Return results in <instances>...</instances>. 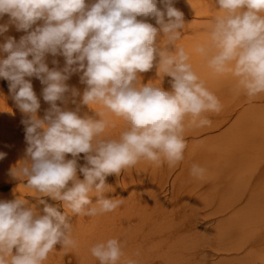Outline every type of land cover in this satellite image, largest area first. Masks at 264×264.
I'll use <instances>...</instances> for the list:
<instances>
[{"label": "clouds", "instance_id": "obj_1", "mask_svg": "<svg viewBox=\"0 0 264 264\" xmlns=\"http://www.w3.org/2000/svg\"><path fill=\"white\" fill-rule=\"evenodd\" d=\"M174 2L0 0V17L8 14L9 24L26 32L18 42L9 36L0 44V54H7L0 58V78L9 82L26 117L25 158L10 175L37 194V204L17 196L0 200V264H44L58 245L75 248L72 215L100 216L122 203L105 195L109 176L141 161L176 166L184 159L186 130L210 126L206 113L222 110L194 70L189 51L177 43L188 24ZM214 7L207 38L192 52L214 76L234 78V94L252 101L264 95V0H214ZM145 18H154L159 28ZM9 24H0V35ZM47 54L62 55L64 67L49 69ZM153 67L162 81L170 78L168 88L141 82L140 74ZM73 73H82V93L66 83ZM25 77L45 85L43 100L50 107L42 118ZM69 102L75 109L67 107ZM83 106L93 114L81 115ZM108 114L125 124L118 138L104 135L116 127ZM5 155L0 152V159ZM205 171L198 164L190 170L194 177ZM124 247L113 237L95 243L90 252L99 264H137L124 259Z\"/></svg>", "mask_w": 264, "mask_h": 264}, {"label": "rangeland", "instance_id": "obj_2", "mask_svg": "<svg viewBox=\"0 0 264 264\" xmlns=\"http://www.w3.org/2000/svg\"><path fill=\"white\" fill-rule=\"evenodd\" d=\"M174 6L183 12L185 23L188 24L181 40L177 43L189 51L194 70L204 80L209 90L218 96L222 110L219 113H206L211 121L210 126L186 130L189 136L185 133L187 147L184 159L176 166L169 167L167 163L156 166L141 161L136 166L128 168L129 170H122L119 175L109 176L107 183L110 185V191L105 195L120 199L121 205L114 211L100 216L72 215L70 223L73 225L72 234L77 241V246L62 250L58 245L57 249L49 254L44 264H99L90 252V248L94 245L91 240L93 243L97 241L93 237L90 238L94 234L93 229L98 231L94 235L96 237L99 234L98 240L113 237L123 240L124 259H135L137 264H264V142L249 140L246 133L240 131V128L253 132L264 131V108L245 112V119L239 125L242 119L236 114L245 104L250 103L240 107L239 102L244 95L234 94V78L214 76L205 62L192 52L196 42L207 38V26L216 14L214 0H175ZM197 9L204 15L195 16L193 13L198 12ZM5 18H9L8 14L0 17L2 21L0 24H4ZM145 19L159 28L155 19ZM15 34L13 38L22 35L20 31H16ZM45 58L49 69L64 67L65 58L62 55L52 57L51 54H47ZM54 60L57 61L56 64L53 63ZM81 75L73 73L66 81L70 88L78 87L76 89L80 90V93L86 87L80 81ZM140 76L144 84L152 81L158 85L162 84L165 88L169 87L170 78L165 77L163 81L159 79L155 67L141 73ZM27 78L31 81L33 90L43 107H40L42 118L47 110L46 105L50 106L43 100L42 88L45 85L41 84L36 77H25ZM0 81V129L6 137L10 131H13L14 134L16 132L17 135L23 136L22 139L24 138L22 142L20 136L16 135L13 136V140L11 138L3 143L0 141L3 145V147L0 146V152H4L2 148L7 147L8 151L5 149L6 153H4L10 155L9 152L12 150L13 156V153L17 152L14 157L19 158L20 161L25 158L26 148L23 152L22 149L17 148V145L16 147L8 145L26 143L25 135H23L25 125L21 122L26 117L12 98L9 82L3 78H0ZM252 103L260 104L261 102ZM67 107L75 109L76 105L69 102ZM83 107L81 115L85 111L89 115L93 114V110L87 106ZM92 107L95 109L100 106ZM108 115L116 122V127L106 129L104 135L106 138H118L125 124L119 118ZM238 115L240 116L239 113ZM191 132H195L194 135L198 132V137ZM21 142L23 144H20ZM19 150H21L20 153H18ZM2 161L0 159V164ZM6 162V165L12 166L9 160ZM5 163L2 166L7 167ZM80 163L83 164L84 161L81 160ZM193 164L206 169L202 177L191 175L190 170ZM9 167L5 169L0 167V172H4V175L0 177L10 178L11 167ZM15 185L24 188H21V191H11L12 185L8 184L0 189V200H12L17 196L27 199L31 204H37L36 195H32L34 190L30 191L31 189L20 181H17ZM250 193H252V200L249 204L247 201ZM44 199L48 198L44 197ZM92 199L95 202V197ZM49 203L58 204L59 202ZM37 206L40 209L43 207V205ZM59 210L64 211L62 207Z\"/></svg>", "mask_w": 264, "mask_h": 264}, {"label": "bare ground", "instance_id": "obj_3", "mask_svg": "<svg viewBox=\"0 0 264 264\" xmlns=\"http://www.w3.org/2000/svg\"><path fill=\"white\" fill-rule=\"evenodd\" d=\"M189 2V1H188ZM191 4H192V2H191ZM198 4V3H197ZM178 5V4H177ZM196 6V5H195ZM201 8V7H200ZM179 9V8H178ZM189 9V8H188ZM191 9V8H190ZM199 9V8H198ZM197 9V11L198 12H195V13H193L195 16H202V15H204V13L201 11V10H198ZM190 14H192V12L190 11ZM6 19V18H5ZM9 19L10 18H7L6 20H5V22H4V24H8L9 23ZM149 19H154V18H149ZM4 21V20H3ZM0 22H2V21H0ZM38 24H40V23H42L41 21H39V22H37ZM201 23H203V22H201ZM35 26V25H34ZM16 27H15V25L14 24H10L9 25V28H8V31L7 32H5L3 35H0V44H2V43H4L5 42V39H6V37H13L14 36V34L16 33ZM20 34H22V35H20V36H16L17 38H15V39H17L16 41L18 42L20 39L19 38H21L22 36H24V35H26V32H24V31H20ZM16 35V34H15ZM159 41V40H158ZM188 51V50H187ZM6 56H7V54L6 53H4V54H0V58H6ZM53 57V56H52ZM46 59V58H45ZM48 62V61H47ZM59 70V69H58ZM79 75H81L80 73H79ZM71 78V77H70ZM28 79V78H27ZM33 79V78H32ZM76 79V78H75ZM5 81H7V80H5ZM73 81V80H72ZM81 81V80H80ZM0 83H1V81H0ZM72 84V83H71ZM70 84V85H71ZM211 84V83H210ZM76 87V86H75ZM76 88H78V87H76ZM43 89V88H42ZM80 89V88H79ZM82 90V89H81ZM1 91H2V89H1ZM80 91V90H79ZM7 92V91H6ZM9 92V91H8ZM1 93V92H0ZM10 93V92H9ZM8 93V94H9ZM2 95H3V93H2ZM11 95V94H10ZM10 95H8V97L10 96ZM7 96V95H6ZM8 97H7V99H8ZM41 97V96H40ZM11 98H9V100H10ZM41 100V99H40ZM241 101L239 102L240 103V107H241V105H243V104H245V103H250V104H248V105H244V107L243 108H241V110H239L238 111V113L240 114V116L238 115V113L236 114V116L237 117H239V118H241L242 119V122H239V125H241L242 123H243V121H244V119H245V112H248V111H251V110H253V109H256V108H264V96H259V97H257V98H255L254 100H252V101H249L245 96L244 97H241V99H240ZM43 101V100H42ZM252 102H261L260 104H258V103H256V104H253ZM0 103H1V101H0ZM3 104L5 103V102H2ZM8 103H9V101H8ZM43 103H44V101H43ZM42 103V104H43ZM46 103V102H45ZM58 103H59V101H58ZM252 103V104H251ZM60 105V104H59ZM239 105V104H238ZM1 106V105H0ZM12 106H13V104H12ZM73 106V105H72ZM14 107V106H13ZM46 107H47V109L50 107V106H48V105H46ZM63 107V106H62ZM41 108H43V107H41ZM84 108V107H83ZM4 109V108H3ZM74 109V108H73ZM40 111H42V109H39L38 110V115L41 117V115L42 114H40L41 112ZM86 112V111H85ZM112 116V115H111ZM225 116H226V114H225ZM224 118V116L222 117V119ZM222 119H221V121H222ZM226 119H227V117H226ZM225 119V120H226ZM235 119H237L236 117H235ZM113 120V119H112ZM118 120V119H117ZM238 120V119H237ZM23 121V120H22ZM21 121V122H22ZM224 121V120H223ZM239 121V120H238ZM241 121V120H240ZM122 122V121H121ZM123 123V122H122ZM233 123V122H232ZM235 123H237V121H235ZM234 124V123H233ZM236 126V125H235ZM1 127V126H0ZM244 128V127H243ZM2 129H4L3 127H2ZM22 129V128H21ZM116 129V128H115ZM194 129V128H193ZM1 130V129H0ZM192 130V129H191ZM196 130V129H195ZM194 130V131H195ZM188 131V130H187ZM203 131V130H202ZM202 131H200V132H202ZM240 131H243V132H245L246 133V136H247V139H249V140H252V141H261V142H264V131H259V132H253V131H249V130H243L242 128H240ZM189 132H190V130H189ZM192 133V132H191ZM190 133V134H191ZM195 133V132H194ZM194 133H192L193 135H194ZM186 134H187V132H186ZM197 134H198V132H197ZM197 134H195L196 136H197ZM219 134V133H218ZM222 134V133H221ZM225 134V133H224ZM17 135V133L15 132V134L13 133V131H10L8 134H7V137H6V135H5V133L3 132V130H1L0 131V141H2V143L4 142V141H6V140H10L11 138V140H13V136H16ZM19 135V134H18ZM17 135V136H18ZM23 135H25V134H23ZM188 135V134H187ZM194 135V136H195ZM200 135V134H199ZM202 135V134H201ZM251 135H253V137H251ZM20 136V135H19ZM18 136V137H19ZM186 136V135H185ZM189 136V135H188ZM23 137V136H22ZM22 137L20 136V138H21V140L20 141H24V138L22 139ZM198 137V136H197ZM201 140V139H200ZM18 141V140H17ZM20 141H18V142H20ZM10 142V141H9ZM8 142V143H9ZM20 143V144H23V143ZM25 144V145H24ZM23 145H18V144H9L8 146H11V145H15V147H16V145H17V148H20V149H25V148H27V144L26 143H24ZM0 146H2L3 147V145H1L0 144ZM5 149L7 150L8 148L6 147V148H2V150H4V152L6 153V151H5ZM11 149V148H10ZM9 149V150H10ZM8 151V150H7ZM11 152H12V150H10ZM17 151V150H16ZM25 150H23V152H24ZM1 152H3V151H1ZM3 152V153H4ZM11 152H9L10 153V155L8 154H6L5 155V157L3 158V159H1V161H2V164H0V167H4V166H2L3 165V163H5L6 162V160H9V162L10 163H12V166H14V165H16L17 164V162L19 161L18 159L19 158H17V157H14V154H15V156H16V153L17 152H15V153H13V156L11 155ZM21 152V150H19V152L18 153H20ZM22 155V154H21ZM8 156H12L11 158L10 157H8ZM17 156H18V154H17ZM23 157H24V155H23ZM7 158H10V159H7ZM21 160V159H20ZM8 162V164H10ZM1 163V162H0ZM7 163V162H6ZM6 163H5V165H6ZM7 167H11L12 168V166L11 165H6ZM7 167H4L3 169H5V168H7ZM9 167V168H10ZM8 168V169H9ZM10 168V169H11ZM7 170V169H6ZM127 170H129V169H127ZM1 171V170H0ZM136 172V171H135ZM1 173V172H0ZM4 172L2 171V173L0 174V175H4L3 174ZM126 175H127V173H126ZM165 175V174H164ZM166 177H168L167 175H166ZM1 179L0 180H2V178L4 179L5 177H0ZM122 180V179H121ZM17 182V180H15V179H13L12 178V176L10 175V178H8V179H4V180H2V181H0V189H3V188H5L8 184H11L12 185V188H11V191H21L22 189L20 188V186H17V185H15V183ZM135 187V186H134ZM163 187V186H162ZM30 191H33V190H30ZM24 193V192H23ZM32 195L33 196H35V195H37L35 192H33L32 193ZM140 195H142V194H140ZM252 193H250L249 194V197H248V201H247V203H249L250 204V202H251V200H252ZM241 196V195H240ZM138 197V196H137ZM133 198V197H132ZM244 199V198H243ZM46 200H48V202H52L51 201V199L50 198H48V199H46ZM146 203V202H145ZM239 205V204H238ZM141 206V205H140ZM234 206V205H233ZM229 208H231V207H229ZM234 208V207H233ZM236 208V207H235ZM246 208V207H245ZM228 209V208H227ZM81 217V216H80ZM129 222V221H128ZM135 226V225H134ZM129 227V226H128ZM132 228V227H131ZM133 229V228H132ZM137 229V228H136ZM138 230V229H137ZM129 231V230H128ZM94 234H92L93 236H90V238L91 237H93V238H95V240H97L96 242H94L93 243V241L91 240V242H92V245L93 244H95V243H97V242H99V241H102L101 239H99L98 240V238H99V234H97L96 235V237H94V235L98 232L97 230H94L93 229V231H92ZM147 232V231H146ZM133 233H135V231L133 232ZM141 233H142V231H141ZM122 235V234H121ZM135 235V234H134ZM148 235V234H147ZM89 236V235H88ZM131 238V237H130ZM140 239H142V238H140ZM144 239V238H143ZM149 239V238H148ZM90 240V239H89ZM94 240V241H95ZM87 241V240H86ZM123 241V240H122ZM87 242H89V241H87ZM222 249V248H221ZM220 249V250H221ZM135 251V250H134ZM75 252H77V251H75ZM74 252V253H75ZM89 253V252H88ZM78 255H79V252L77 253ZM81 254V253H80ZM137 254V253H136ZM135 254V255H136ZM75 255H76V253H75ZM130 256V255H129ZM93 257V256H92ZM60 259V258H59ZM222 260V259H221Z\"/></svg>", "mask_w": 264, "mask_h": 264}]
</instances>
